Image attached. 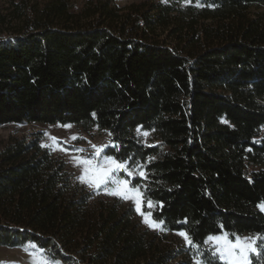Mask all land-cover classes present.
<instances>
[{
	"label": "trees",
	"instance_id": "trees-1",
	"mask_svg": "<svg viewBox=\"0 0 264 264\" xmlns=\"http://www.w3.org/2000/svg\"><path fill=\"white\" fill-rule=\"evenodd\" d=\"M27 121L107 130L104 155L154 220L200 247L256 234L264 264V0H0V125ZM42 137L0 148V246L173 264L133 205L87 188Z\"/></svg>",
	"mask_w": 264,
	"mask_h": 264
},
{
	"label": "rangeland",
	"instance_id": "rangeland-1",
	"mask_svg": "<svg viewBox=\"0 0 264 264\" xmlns=\"http://www.w3.org/2000/svg\"><path fill=\"white\" fill-rule=\"evenodd\" d=\"M142 0H117L120 5H125L130 2H140ZM70 127H64V126ZM42 132V145L51 148L56 155L62 156L68 163L71 171L80 177L83 175V165L77 164L73 157H81V158H90L94 155L95 149L92 145L101 146L111 144L110 134L107 130L101 129L97 126H94L88 130H84L81 127H78L74 124H45L40 122H24V123H6L0 125V148L5 146L11 139L22 138V137H32L35 133ZM144 133L149 134L146 131L139 130V134L146 137ZM81 137L79 139L73 140V136ZM52 137L57 138L53 140ZM61 148L70 149L69 151H62ZM107 148V147H106ZM104 148V151L105 149ZM74 149H83V152H76ZM103 151V152H104ZM104 153L101 154V157L97 158L96 163H100L102 161ZM125 164V163H124ZM126 165V164H125ZM130 171L126 169H121L115 171L112 174V178L105 184L101 185L99 188L91 186L89 183L81 181L87 188L91 190H95L96 193L101 194L108 198H121L125 204H130L137 208L136 203L131 199L122 198L119 195L109 194L113 192L117 188V184L112 183V180L122 181L127 180L122 178L121 172ZM132 176V175H131ZM130 184V182H129ZM130 186H132L130 184ZM134 187V186H132ZM139 188V187H136ZM141 191V189L139 188ZM142 192V191H141ZM153 204V203H152ZM262 205V204H260ZM154 208V204L152 208H149L147 203L142 205V211L145 215L150 213V219L156 221L152 217V209ZM137 218L141 225L146 228L150 233L155 234L158 238H160L163 245L172 248L176 251L177 256L174 258L171 263L177 264L182 261H191L193 264H196L197 261H200V264H204V256L209 255L221 260L217 255H214V247L211 241L205 242L203 247L196 246L195 244L189 245L185 242V239L179 235L181 231H169L162 224L160 227H150L148 224L144 222L145 217L142 216L137 210ZM158 223V221H156ZM222 234V233H221ZM218 234V235H221ZM217 236V235H212ZM241 238L251 237L254 240L253 247L257 249L255 253H252L248 256L247 264H251V259L254 254L259 253L263 246L259 242V239H255L258 235L252 233H242L238 234ZM229 239H232L228 237ZM233 238L232 240H234ZM253 240H249L248 243L252 244ZM260 243V246L258 245ZM34 244H28L22 247H8V246H0V264H34V257H39L40 248L32 247ZM263 245V244H262ZM43 255L45 257H50L54 260L49 253L44 251ZM56 261V260H54ZM224 261V260H222ZM225 262V261H224ZM59 264H62L59 261Z\"/></svg>",
	"mask_w": 264,
	"mask_h": 264
},
{
	"label": "snow or ice",
	"instance_id": "snow-or-ice-1",
	"mask_svg": "<svg viewBox=\"0 0 264 264\" xmlns=\"http://www.w3.org/2000/svg\"><path fill=\"white\" fill-rule=\"evenodd\" d=\"M70 127V126H64ZM139 131V129H138ZM147 135V133H144ZM81 137L73 136L72 139H79ZM53 140L57 138L52 137ZM95 149V153L90 158H81V157H73V160L79 164L83 165V175L78 177L81 181L89 183L91 186L99 188L101 185H105L111 178L112 174L115 171L126 169V165L124 163L118 162L114 157L103 156L102 161L100 163H96L97 158L101 157V154L104 151V148L108 147L107 145L96 146L92 145ZM112 147H116V145H112ZM62 151H69L70 149L61 148ZM76 152H83V149H74ZM129 176L132 175L131 172L128 173ZM140 175H144L143 172ZM112 183L117 184V188L110 192L112 195H119L125 199L133 200L137 208L136 210L145 217L144 222L148 224L150 227H160L163 224V221L156 222L150 219V213L145 215L142 211V205L144 204L143 193L139 190V188L132 187L129 184L128 180H112ZM147 205L149 208L153 207L152 201H147ZM262 211H264V204L258 205ZM184 239L185 242L189 245H193L192 238L186 231H181L179 233ZM230 234L222 233L217 236H209L206 243L211 241L213 247L215 249L214 255H217L221 260L225 261V264H247L248 256L252 253H255L257 249L253 247L254 240L251 237L241 238L239 236H235V234H231L235 236V239H229ZM255 239H261V237L257 236ZM249 240H253V243H248ZM32 247H36L32 245ZM198 247V246H197ZM44 250L40 249L39 257H34V264H59V261H54L50 257H45L43 255ZM196 264H200V261H197Z\"/></svg>",
	"mask_w": 264,
	"mask_h": 264
}]
</instances>
